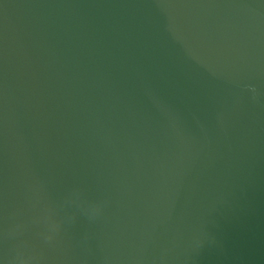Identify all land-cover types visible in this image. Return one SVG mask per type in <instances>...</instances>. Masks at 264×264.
I'll return each instance as SVG.
<instances>
[{"label": "water", "instance_id": "1", "mask_svg": "<svg viewBox=\"0 0 264 264\" xmlns=\"http://www.w3.org/2000/svg\"><path fill=\"white\" fill-rule=\"evenodd\" d=\"M33 178L108 200L61 264H264V0H0V205Z\"/></svg>", "mask_w": 264, "mask_h": 264}, {"label": "clouds", "instance_id": "2", "mask_svg": "<svg viewBox=\"0 0 264 264\" xmlns=\"http://www.w3.org/2000/svg\"><path fill=\"white\" fill-rule=\"evenodd\" d=\"M107 204V199L89 200L80 186H73L59 198H53L47 191L46 181L33 178L25 185L19 203L12 207L0 205L4 218L0 223V264H61L53 261L49 252L63 253L64 235L78 218L94 223L103 217ZM89 242L90 234L84 232L80 244L86 251H91ZM163 259L162 253L160 264ZM75 264H89L87 255Z\"/></svg>", "mask_w": 264, "mask_h": 264}]
</instances>
